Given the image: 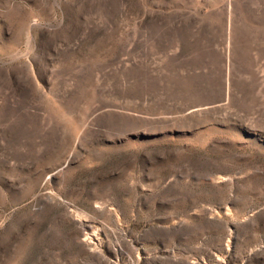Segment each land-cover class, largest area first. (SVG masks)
Returning <instances> with one entry per match:
<instances>
[{
  "label": "rangeland",
  "instance_id": "rangeland-1",
  "mask_svg": "<svg viewBox=\"0 0 264 264\" xmlns=\"http://www.w3.org/2000/svg\"><path fill=\"white\" fill-rule=\"evenodd\" d=\"M0 264H264V0H0Z\"/></svg>",
  "mask_w": 264,
  "mask_h": 264
},
{
  "label": "bare ground",
  "instance_id": "bare-ground-1",
  "mask_svg": "<svg viewBox=\"0 0 264 264\" xmlns=\"http://www.w3.org/2000/svg\"><path fill=\"white\" fill-rule=\"evenodd\" d=\"M27 40H28V42H30V36L29 35L27 36Z\"/></svg>",
  "mask_w": 264,
  "mask_h": 264
}]
</instances>
